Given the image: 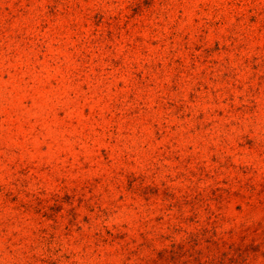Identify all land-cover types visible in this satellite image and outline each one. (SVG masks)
I'll return each mask as SVG.
<instances>
[{"label":"rangeland","instance_id":"rangeland-1","mask_svg":"<svg viewBox=\"0 0 264 264\" xmlns=\"http://www.w3.org/2000/svg\"><path fill=\"white\" fill-rule=\"evenodd\" d=\"M0 264H264V0H0Z\"/></svg>","mask_w":264,"mask_h":264}]
</instances>
